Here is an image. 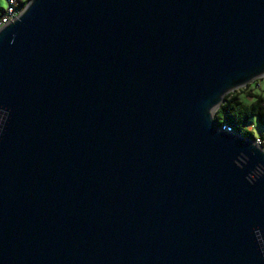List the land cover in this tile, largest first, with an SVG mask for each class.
Masks as SVG:
<instances>
[{"label":"water","instance_id":"95a60500","mask_svg":"<svg viewBox=\"0 0 264 264\" xmlns=\"http://www.w3.org/2000/svg\"><path fill=\"white\" fill-rule=\"evenodd\" d=\"M264 78V0H28L0 29V264H264V149L214 114Z\"/></svg>","mask_w":264,"mask_h":264},{"label":"trees","instance_id":"16d2710c","mask_svg":"<svg viewBox=\"0 0 264 264\" xmlns=\"http://www.w3.org/2000/svg\"><path fill=\"white\" fill-rule=\"evenodd\" d=\"M28 0L19 1V9H22ZM4 9H0V19L3 16ZM262 80V79H261ZM259 82L253 83L255 86ZM244 94L243 98L246 102L239 99V95ZM214 120L218 127L227 126L233 133L251 139L258 140L260 146H264V135L261 134L258 139H255L250 131V120L254 119L257 124L264 130V97L246 91L245 89L238 92L229 93L225 96L224 102L219 106L214 114ZM256 142V141H255Z\"/></svg>","mask_w":264,"mask_h":264},{"label":"rangeland","instance_id":"374dc122","mask_svg":"<svg viewBox=\"0 0 264 264\" xmlns=\"http://www.w3.org/2000/svg\"><path fill=\"white\" fill-rule=\"evenodd\" d=\"M18 1L23 2L24 0H18ZM4 7H5V0H0V9H3ZM256 81H254V82H256ZM253 83L247 85L243 89H245L246 91H251L254 94L261 95L264 97V78L262 80H259V82H257V84L255 86L253 85ZM235 92H238V90H236ZM243 96H244V94H240L239 99L243 102H246V100L243 98ZM249 127H250V131L253 134V136L255 137V139H258L261 134L264 135V130L257 124V122L254 119L250 120ZM257 145L260 146L259 143H257ZM263 149H264V146H263Z\"/></svg>","mask_w":264,"mask_h":264},{"label":"built area","instance_id":"2783aa9c","mask_svg":"<svg viewBox=\"0 0 264 264\" xmlns=\"http://www.w3.org/2000/svg\"><path fill=\"white\" fill-rule=\"evenodd\" d=\"M10 1H13V0H5V7L3 8L4 10V13H3V16L1 17L0 19V29L7 25L8 23H11L14 21V19L17 18V16L20 14L21 12V9L20 10H12L10 9ZM221 129H225L223 127H221ZM256 143H259L260 142L258 140H255Z\"/></svg>","mask_w":264,"mask_h":264},{"label":"bare ground","instance_id":"6f19581e","mask_svg":"<svg viewBox=\"0 0 264 264\" xmlns=\"http://www.w3.org/2000/svg\"><path fill=\"white\" fill-rule=\"evenodd\" d=\"M19 5L20 4H19L18 0L10 1V9H12V10H20ZM22 9H21V11H22ZM222 127L225 128V129H222V131H230V129L227 126H222ZM254 143H255V141H254ZM255 144L257 145V143H255Z\"/></svg>","mask_w":264,"mask_h":264}]
</instances>
